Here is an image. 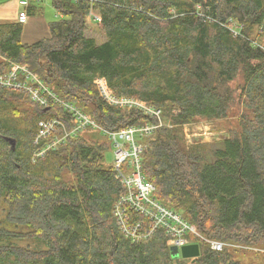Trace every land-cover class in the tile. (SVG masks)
Wrapping results in <instances>:
<instances>
[{
  "label": "trees",
  "instance_id": "obj_1",
  "mask_svg": "<svg viewBox=\"0 0 264 264\" xmlns=\"http://www.w3.org/2000/svg\"><path fill=\"white\" fill-rule=\"evenodd\" d=\"M51 5L59 19L32 43L22 42L21 23H0V76L11 62L26 66L58 98L110 130L152 120L106 104L97 76L117 95L165 114L177 108V124L222 119L237 104L239 130L209 149L201 142L187 145L178 125L159 128L144 142L142 172L154 185L153 197L204 237L245 244L264 239V50L252 39L264 46V0ZM91 10L99 13L106 37L99 43L86 36ZM229 19L238 25L230 28ZM10 89L0 86V264H237L228 248L214 251L202 240L195 259L172 258L162 229L147 240L125 236L114 216L125 190L103 164L108 142L87 129L32 161L46 142L35 143L40 122L59 114L67 123V114ZM126 210L129 223L141 219ZM25 239L31 242H16Z\"/></svg>",
  "mask_w": 264,
  "mask_h": 264
},
{
  "label": "built area",
  "instance_id": "obj_2",
  "mask_svg": "<svg viewBox=\"0 0 264 264\" xmlns=\"http://www.w3.org/2000/svg\"><path fill=\"white\" fill-rule=\"evenodd\" d=\"M18 1L24 7L18 14V22L24 24L27 20L25 8L28 6V0ZM28 70L26 66L22 65L14 67L6 77H2L4 74H1L0 86L16 84L13 87L14 90H26L29 98L42 108L49 109L51 105L57 104L66 112L68 120L66 123L65 117L54 116L40 122L35 143L42 139H46V142L33 153L32 161L42 157L47 151L55 150L66 144L87 129L101 130L111 142L113 149L112 162L109 167L112 168L125 190L119 196L114 209L117 224L125 236L132 240H147L157 229H162L169 235L167 245L174 246L178 250L184 245L197 243V240H202L214 251H220L226 246L232 247L229 242L204 237L193 224L185 221L180 213L164 206L153 197L154 185L146 180L142 172V156L146 145L141 143L139 138L146 135L152 136L163 125L162 118L160 124L151 121L147 124H133L115 130L107 129L96 123L74 103L58 98L36 73L29 70L30 73ZM105 81L106 79L101 76H97L94 80L99 97L106 104L121 109L138 110L151 120H159V108L151 104H143L144 101L140 99L131 102L135 104H126L124 100H121L124 98L116 97L110 93ZM141 102L142 104H139ZM126 207H129L133 214L140 215L141 219L129 223L128 216L126 218ZM144 220H147L148 223ZM192 237L194 240L189 241V238Z\"/></svg>",
  "mask_w": 264,
  "mask_h": 264
},
{
  "label": "rangeland",
  "instance_id": "obj_3",
  "mask_svg": "<svg viewBox=\"0 0 264 264\" xmlns=\"http://www.w3.org/2000/svg\"><path fill=\"white\" fill-rule=\"evenodd\" d=\"M34 5L35 6L38 5L40 7L39 8L40 11L45 13L49 21H54V20L59 19V15L55 12L53 7L51 6L50 0H41L40 2L35 3ZM54 15H55V18H54ZM99 21H100L99 13L95 10H91V13L85 17V24L87 26L86 36L93 37L98 43L104 41L106 38L104 32L102 31L99 25ZM229 22H230L229 26H231L230 28H232L233 25H238L237 22H235V20L233 19H229ZM252 39L254 40V43L257 46H260L264 50V46H262V42L260 38L253 37ZM9 71L10 70L8 68L5 69L4 74L8 73ZM239 82H240V78L238 77L236 78L235 81L231 83L232 88L236 87ZM105 84L111 94H113L116 97L124 98L121 100H124L126 104H135L131 102L139 101L138 98L136 97L117 95L114 93V91L111 89V87L108 85L106 81H105ZM10 90H14V89L11 88ZM19 92H22V93L24 92L27 94L26 90L24 89L19 90ZM30 101L35 104H38L32 101L31 99ZM144 102L143 104H149L146 101ZM139 104H142V102ZM178 111L179 110L177 108L173 107L167 114H165L163 110L160 109L159 120L153 119L152 121L157 124H160V121L162 118L163 125L161 127L163 128H173L174 126L178 125L181 129L183 140L186 142L187 145L196 143V142H201V143L207 144V147L209 149L210 147H212V145L218 144L220 140L227 138L228 136L231 137L236 131L239 130V127L237 125V115H238L239 108L237 104L234 105L231 112L225 118L212 119V120H206L204 118H196L192 122H184L180 124H177L174 121V117L178 113ZM57 116H61V115L57 114ZM158 130L159 128L157 129V131H155L154 134H156ZM90 131L99 133L101 138L105 140L106 142H108L109 148L105 152L103 164L105 166H109L112 162V157H113V149L111 146V142L108 140L106 135L101 132V130L90 129ZM147 137L148 135L144 137H140L139 138L140 142L146 143V141L148 140ZM3 216H4L3 209L0 205V219ZM193 240H194L193 237L189 238V241H193ZM252 241L254 242L253 244H245V242H242L243 243L242 244L235 239H231V241H225V242H229L232 246V247L226 246V248H228V251L230 252V255H231L230 259L235 260L237 264H264V239L260 237L259 240L253 239ZM16 242L21 243V244H26V243H30L31 239L16 240ZM187 259H191V258H187Z\"/></svg>",
  "mask_w": 264,
  "mask_h": 264
},
{
  "label": "crops",
  "instance_id": "obj_4",
  "mask_svg": "<svg viewBox=\"0 0 264 264\" xmlns=\"http://www.w3.org/2000/svg\"><path fill=\"white\" fill-rule=\"evenodd\" d=\"M40 1L29 0L28 11L31 12L30 8L34 11L31 14L27 11V20L22 24L21 40L23 43H32L42 37L48 36V24L51 21H49L45 13L40 11L38 5H34ZM23 9L24 7L18 0H0V23L18 22V14Z\"/></svg>",
  "mask_w": 264,
  "mask_h": 264
},
{
  "label": "water",
  "instance_id": "obj_5",
  "mask_svg": "<svg viewBox=\"0 0 264 264\" xmlns=\"http://www.w3.org/2000/svg\"><path fill=\"white\" fill-rule=\"evenodd\" d=\"M7 140L10 141L9 138H7ZM11 145H12V148H14L15 143H12ZM169 253L172 258L182 257V258L195 259L196 257L199 256V246L197 243L187 244V245L182 246L180 250H178L174 246H171L169 248Z\"/></svg>",
  "mask_w": 264,
  "mask_h": 264
},
{
  "label": "bare ground",
  "instance_id": "obj_6",
  "mask_svg": "<svg viewBox=\"0 0 264 264\" xmlns=\"http://www.w3.org/2000/svg\"><path fill=\"white\" fill-rule=\"evenodd\" d=\"M29 1V0H28ZM10 65H11V68H10V71L14 68V67H19V66H22V65H20V64H18V63H14V62H11L10 63ZM29 71V70H28ZM30 72V71H29ZM31 73V72H30ZM8 75V73L6 74V75H4V77H6ZM38 75V74H37ZM1 77V76H0ZM14 86H16V84H14V83H10V84H8V85H6V87H8V88H13ZM33 101V100H32Z\"/></svg>",
  "mask_w": 264,
  "mask_h": 264
}]
</instances>
